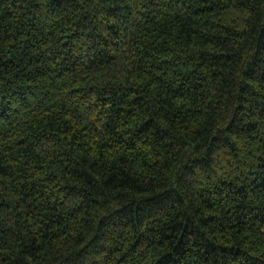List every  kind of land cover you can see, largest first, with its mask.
<instances>
[{"label": "trees", "instance_id": "16d2710c", "mask_svg": "<svg viewBox=\"0 0 264 264\" xmlns=\"http://www.w3.org/2000/svg\"><path fill=\"white\" fill-rule=\"evenodd\" d=\"M0 264H264V0H0Z\"/></svg>", "mask_w": 264, "mask_h": 264}]
</instances>
